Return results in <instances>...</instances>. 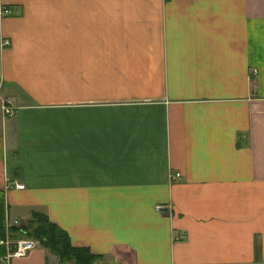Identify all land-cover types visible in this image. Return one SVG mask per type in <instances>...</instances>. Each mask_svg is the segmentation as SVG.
<instances>
[{"label":"crops","instance_id":"obj_1","mask_svg":"<svg viewBox=\"0 0 264 264\" xmlns=\"http://www.w3.org/2000/svg\"><path fill=\"white\" fill-rule=\"evenodd\" d=\"M0 189L95 264H264V0H0Z\"/></svg>","mask_w":264,"mask_h":264},{"label":"trees","instance_id":"obj_2","mask_svg":"<svg viewBox=\"0 0 264 264\" xmlns=\"http://www.w3.org/2000/svg\"><path fill=\"white\" fill-rule=\"evenodd\" d=\"M7 204L4 191L0 189V237L21 235L31 236L40 243L50 247L64 261L74 264H95L100 254L92 252L88 247L73 245L66 231L42 211H32V216L25 222L7 226ZM6 253V246L0 244V255Z\"/></svg>","mask_w":264,"mask_h":264},{"label":"built area","instance_id":"obj_3","mask_svg":"<svg viewBox=\"0 0 264 264\" xmlns=\"http://www.w3.org/2000/svg\"><path fill=\"white\" fill-rule=\"evenodd\" d=\"M9 8L4 7L1 9V14L8 12ZM3 44H9V40L5 39ZM4 111L6 113L12 112L11 111V107L8 104H4L3 106ZM17 187H24L23 183H17L16 184ZM160 207V205H159ZM17 221L14 222H8L7 220V226L9 227L12 224H17ZM38 241L31 237V236H27V235H22L19 237H12L9 232H7V236L2 238L0 237V244H3L6 246L7 251L4 255L0 256V261H4V260H10L13 257H21V256H25L27 255V253L33 249L36 245H37Z\"/></svg>","mask_w":264,"mask_h":264}]
</instances>
